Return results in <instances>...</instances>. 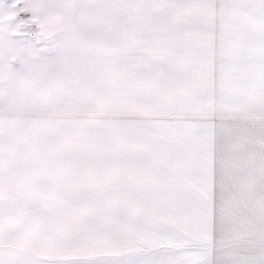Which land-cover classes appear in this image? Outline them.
<instances>
[{
	"label": "snow or ice",
	"instance_id": "obj_1",
	"mask_svg": "<svg viewBox=\"0 0 264 264\" xmlns=\"http://www.w3.org/2000/svg\"><path fill=\"white\" fill-rule=\"evenodd\" d=\"M0 264H264V0H0Z\"/></svg>",
	"mask_w": 264,
	"mask_h": 264
}]
</instances>
